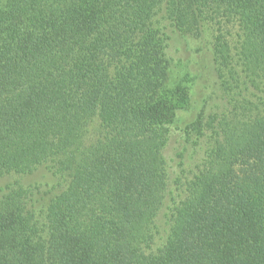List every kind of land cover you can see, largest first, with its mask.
Listing matches in <instances>:
<instances>
[{"label":"trees","instance_id":"1","mask_svg":"<svg viewBox=\"0 0 264 264\" xmlns=\"http://www.w3.org/2000/svg\"><path fill=\"white\" fill-rule=\"evenodd\" d=\"M0 264H264V0H0Z\"/></svg>","mask_w":264,"mask_h":264},{"label":"rangeland","instance_id":"2","mask_svg":"<svg viewBox=\"0 0 264 264\" xmlns=\"http://www.w3.org/2000/svg\"><path fill=\"white\" fill-rule=\"evenodd\" d=\"M180 51L179 55L182 57L184 56L185 58H188L187 61L191 62V68H193V62L194 64L197 63L198 70L205 72H209L211 70L210 66V58L208 55V51L205 47V45L201 44L199 41L192 37H188L186 40H184L180 45ZM195 71V69H194ZM212 77L210 76L209 82L207 83L206 86L204 87L205 90L208 92L209 90L211 91V82H212ZM197 82V81H196ZM209 91V92H210Z\"/></svg>","mask_w":264,"mask_h":264}]
</instances>
